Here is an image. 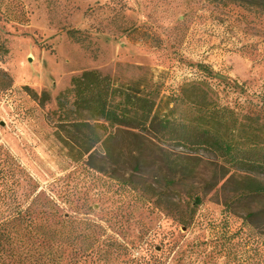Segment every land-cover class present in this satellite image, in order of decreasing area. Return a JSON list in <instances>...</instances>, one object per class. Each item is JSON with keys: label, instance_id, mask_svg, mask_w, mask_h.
Segmentation results:
<instances>
[{"label": "rangeland", "instance_id": "rangeland-1", "mask_svg": "<svg viewBox=\"0 0 264 264\" xmlns=\"http://www.w3.org/2000/svg\"><path fill=\"white\" fill-rule=\"evenodd\" d=\"M252 1L4 0L3 68L14 86L0 94V148L32 178L37 222L49 218L51 241L66 248L60 264H264V228L247 219L259 203L229 209L224 182L203 192L217 172L213 155L145 138L137 170L138 137L115 131L119 163L104 160L99 144L91 165L60 141L53 114L73 78L92 70L135 84L162 112L200 64L213 85L237 83L250 100L264 99V0ZM32 91L48 93L45 107ZM219 92L221 102L238 99ZM166 151L198 156L196 175L168 184Z\"/></svg>", "mask_w": 264, "mask_h": 264}, {"label": "trees", "instance_id": "trees-1", "mask_svg": "<svg viewBox=\"0 0 264 264\" xmlns=\"http://www.w3.org/2000/svg\"><path fill=\"white\" fill-rule=\"evenodd\" d=\"M242 1L254 5L252 0ZM3 4L0 0V11ZM8 54L0 28V94L14 86L12 76L3 68ZM198 68L201 75L181 88L174 107L165 102L167 112L159 108L156 97L143 95L135 84L125 88L98 71H85L57 98L58 108L53 114L59 116L58 134L64 135L60 141L73 158L89 155V163L101 144L104 160L118 164L121 158L114 148L116 133L134 135L139 139V155L134 160L137 170L142 165L145 138L208 152L216 160L217 172L203 192L224 182L226 206L232 209L259 203V210L249 212L247 219L251 225L264 228V99L250 100L237 83L215 86L210 67L200 64ZM226 90L238 93L236 102H221L219 91ZM31 96L42 107L50 101L47 92L32 91ZM198 158L166 151L163 162L171 174L166 182L175 185L191 180L200 168ZM31 181L17 159L0 148V264H60L65 254L64 245L51 241L56 231L49 218L44 224L37 222L34 198L29 202L34 193ZM201 203L202 198L196 195L195 206Z\"/></svg>", "mask_w": 264, "mask_h": 264}]
</instances>
